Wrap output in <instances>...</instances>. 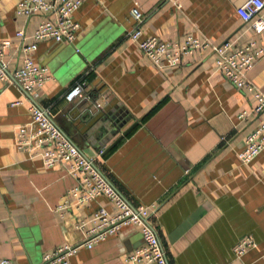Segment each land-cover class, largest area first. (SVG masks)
<instances>
[{
    "label": "crops",
    "instance_id": "crops-1",
    "mask_svg": "<svg viewBox=\"0 0 264 264\" xmlns=\"http://www.w3.org/2000/svg\"><path fill=\"white\" fill-rule=\"evenodd\" d=\"M19 1L0 0L9 70L20 61L16 32L23 30L30 43L43 19L17 16ZM81 1L74 44L48 39L33 53L50 76L37 104L131 206H154L149 221L168 264H264V150L249 164L237 157L256 123L238 118L254 106L252 95L227 81L209 52L159 69L129 38L139 28L142 37L163 41L192 34L212 43L230 40L236 48L261 43L264 30L255 33L237 15L245 0ZM134 1L141 23L130 12ZM247 77L264 92V55ZM78 82L82 95L67 101ZM30 118L21 87L0 82V257L13 264H40L46 252L81 243L99 207L117 212L102 196L79 210L55 211L75 179L67 164L47 168L16 147L17 129ZM247 235L256 246L236 257L233 247ZM142 242L139 228L122 226L91 249L80 247L70 264H125Z\"/></svg>",
    "mask_w": 264,
    "mask_h": 264
},
{
    "label": "built area",
    "instance_id": "built-area-1",
    "mask_svg": "<svg viewBox=\"0 0 264 264\" xmlns=\"http://www.w3.org/2000/svg\"><path fill=\"white\" fill-rule=\"evenodd\" d=\"M81 3V0H20L15 10L17 16L28 18L42 15L43 19L34 29L30 43L24 42L26 38L23 30L16 32V37L20 39V61L13 70H9L7 62L3 61L11 41L0 39V82H16L29 101L31 118L27 124L17 129L16 147L31 157L41 159L47 168L67 164V173L75 179V184L66 192L55 211L64 214L71 209L79 210L101 196L117 210L116 214H110L106 208L99 207L94 211L91 219L93 224L85 230L81 243L60 245L46 252L40 264H70L71 257L80 247L91 249L118 233L122 226L128 225L139 228L143 242L124 257L125 264H168L165 250L149 221L154 206H131L96 167L94 159L86 157L52 121L49 110L36 102L40 89L50 78L47 67L37 64L33 59L37 44L48 39L74 44L80 29L74 13ZM263 11L264 0H245L236 10L240 19L249 23L257 34L264 30ZM130 12L137 23L143 21L137 1H134ZM129 38L142 55L159 69L175 67L185 56L195 52L211 53L215 69L235 87L250 93L255 101L254 106L238 115L241 121L250 117H254L256 121L245 136L243 148L237 153L239 161L249 164L264 150V92L247 77V73L264 55V41H249L242 48H236L230 40L212 43L207 38L192 34L187 35L183 41H163L154 36L142 37L139 28L132 30ZM82 92L83 82H78L65 95V99L72 101L81 96ZM105 150L104 145L98 150L97 157H102ZM83 225L82 222L79 227L83 228ZM255 246V239L247 235L237 241L233 253L236 257H241ZM0 264L13 263L0 257Z\"/></svg>",
    "mask_w": 264,
    "mask_h": 264
},
{
    "label": "water",
    "instance_id": "water-1",
    "mask_svg": "<svg viewBox=\"0 0 264 264\" xmlns=\"http://www.w3.org/2000/svg\"><path fill=\"white\" fill-rule=\"evenodd\" d=\"M132 129V127L129 129V130H127L122 136H120L116 141H115V143L114 144H116L119 140H121L130 130Z\"/></svg>",
    "mask_w": 264,
    "mask_h": 264
}]
</instances>
